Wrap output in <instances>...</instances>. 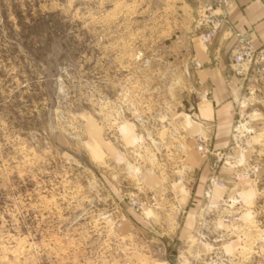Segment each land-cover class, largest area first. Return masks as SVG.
Masks as SVG:
<instances>
[{
  "label": "rangeland",
  "instance_id": "obj_1",
  "mask_svg": "<svg viewBox=\"0 0 264 264\" xmlns=\"http://www.w3.org/2000/svg\"><path fill=\"white\" fill-rule=\"evenodd\" d=\"M196 67L180 0H0V264H171L163 199L168 178L193 187L177 144ZM249 161L222 163L254 180ZM234 199L217 238L202 207L180 264H264V200Z\"/></svg>",
  "mask_w": 264,
  "mask_h": 264
},
{
  "label": "crops",
  "instance_id": "obj_2",
  "mask_svg": "<svg viewBox=\"0 0 264 264\" xmlns=\"http://www.w3.org/2000/svg\"><path fill=\"white\" fill-rule=\"evenodd\" d=\"M195 1L187 2L190 12L185 13L186 2L180 0V41L187 34L192 60L199 64L195 78L200 96L193 106L194 112L180 121V144H177L186 176L191 177L188 180L185 176L183 180L192 181L193 187L188 189L189 192L180 188V174L175 179L168 178V194L163 199L168 224L165 237L178 242L176 264H180V242H186L194 234L201 237L195 226L202 207L213 208L209 236L217 238L221 236L220 225L226 226L220 216H231V209L238 204L234 197L245 206L264 200V71L254 75L252 68L245 65L244 74L237 75L233 63L243 40L255 50H264V0H233L227 10L226 22L208 39L202 38V34L210 29L205 18L216 13L210 11L206 2ZM239 126L246 130L242 135L244 147L241 151L236 147L238 135L234 133ZM122 132L127 143H137L129 126ZM198 137L205 140L206 154L196 150ZM227 154H238L248 163L255 160L258 165L256 179H240L238 174L245 168L234 170L222 163L214 169L217 157ZM145 175L148 184L158 185L151 170L148 169ZM214 175L225 186L213 185L209 195L205 196L207 181Z\"/></svg>",
  "mask_w": 264,
  "mask_h": 264
},
{
  "label": "built area",
  "instance_id": "obj_3",
  "mask_svg": "<svg viewBox=\"0 0 264 264\" xmlns=\"http://www.w3.org/2000/svg\"><path fill=\"white\" fill-rule=\"evenodd\" d=\"M208 4L210 11L215 12V15H210L205 18V21L210 24V29L202 34L203 39H208L220 28L221 24L226 22L227 10L230 7L233 0H203ZM233 63L235 65V73L237 75H243V67L246 65L252 68L254 75H259L264 71V50H255L248 41L243 40V46L237 50L233 57ZM198 67L199 64L195 63ZM250 71V70H249ZM206 95H208L206 93ZM264 95V93H263ZM197 148L204 153L208 152L206 148L205 140L201 137L197 138ZM226 157V156H225ZM224 156L217 157L213 166L216 169L219 164H222ZM256 171V170H255ZM210 183L213 185L224 186V183L218 179L216 175L211 177Z\"/></svg>",
  "mask_w": 264,
  "mask_h": 264
},
{
  "label": "water",
  "instance_id": "obj_4",
  "mask_svg": "<svg viewBox=\"0 0 264 264\" xmlns=\"http://www.w3.org/2000/svg\"><path fill=\"white\" fill-rule=\"evenodd\" d=\"M169 260L171 264H176V256L174 254L169 256Z\"/></svg>",
  "mask_w": 264,
  "mask_h": 264
}]
</instances>
